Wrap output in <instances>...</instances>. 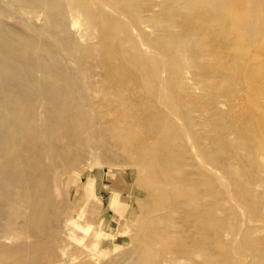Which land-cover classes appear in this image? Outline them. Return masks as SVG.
<instances>
[{
  "label": "rangeland",
  "instance_id": "1",
  "mask_svg": "<svg viewBox=\"0 0 264 264\" xmlns=\"http://www.w3.org/2000/svg\"><path fill=\"white\" fill-rule=\"evenodd\" d=\"M42 1L0 0V264H264V0H113L108 80L92 1Z\"/></svg>",
  "mask_w": 264,
  "mask_h": 264
},
{
  "label": "bare ground",
  "instance_id": "2",
  "mask_svg": "<svg viewBox=\"0 0 264 264\" xmlns=\"http://www.w3.org/2000/svg\"><path fill=\"white\" fill-rule=\"evenodd\" d=\"M67 1L70 2V0H67ZM91 1L93 3L91 5L93 7L92 10H94V12L99 14V17L96 16L98 19L93 22V23H96L93 25H96V27L101 30V34H100L101 37L99 39V43L97 47L99 48L100 46L101 49L99 48V50L102 52V55L99 58V61H100L99 63L102 66V69L104 70V75L106 76L103 78L108 80L110 75H112L113 77V74L116 73L118 70H120L119 66H122L120 64L117 66L116 65L117 63L115 64L114 61L117 59L119 61L118 63L123 62L122 60L123 52L121 51L122 45L119 41L115 40V37L117 34L127 33L128 30L130 29L127 27V22H126L127 19H125L124 21L121 19L122 17L119 18L111 14V12L113 11L117 13L120 9L118 5L116 4V2H114L113 0L112 1L111 0L109 1L108 0H91ZM42 2L43 3L41 5V10L49 18L55 13V11L58 12L59 10L61 11L65 10V7H62L63 0H43ZM79 5H80L79 3H78V6L71 5L70 8L72 11H77V8L78 9L80 8ZM82 7L83 6L81 4V9L82 10L85 9ZM89 12L90 14L93 13V11H90L88 9L87 13ZM117 16H120V15L117 14ZM131 30L133 29L131 28ZM21 40L22 38L19 37V35H17L14 32H11L9 30L0 31V87L2 88L3 94H5L6 96L12 95L20 103H22L23 101L32 100V96H33L32 94H29L27 91H24L22 81L18 77H16L14 73H12L17 69L13 56L14 57L21 56V53H24L23 46H20ZM55 41H56L55 44L57 46V43L60 41V38L58 39L56 37ZM53 42L51 41V44L54 45ZM53 56H55L54 52H53ZM29 58L32 59L33 56H29ZM117 73H119V71ZM28 78H29L31 89H36L38 92L42 93V95L45 97L44 101H46L48 105L50 106L52 105L54 107H57V105L60 107L61 106L64 107V110L66 113L65 117L70 118L72 114L70 110L66 108L69 104L66 103V105H62L59 103V101L62 100V98L68 94L54 92L49 89L40 90V87H37V80L34 74H31ZM6 104L8 103L6 102ZM15 104H18V103L17 102L13 103V106ZM7 109H9V107ZM15 120H18V119H15L14 116H12L11 123ZM117 125H120V124H117ZM15 126L18 129V131H17V135L14 137V149L18 150V153H22L23 148H24V145L21 139L22 135L20 136L21 133H18L19 132L18 126L16 124ZM113 130L115 129L113 128ZM3 134L4 132L0 130V138L3 137ZM33 164H34V168H36L40 166L41 163L35 161V163ZM25 166H26V169L29 168L28 167L29 165L25 164ZM87 263H88V260H87Z\"/></svg>",
  "mask_w": 264,
  "mask_h": 264
}]
</instances>
